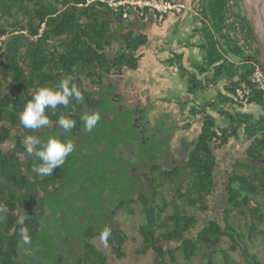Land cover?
Instances as JSON below:
<instances>
[{"label": "trees", "instance_id": "16d2710c", "mask_svg": "<svg viewBox=\"0 0 264 264\" xmlns=\"http://www.w3.org/2000/svg\"><path fill=\"white\" fill-rule=\"evenodd\" d=\"M227 1L208 0L200 9L206 31V43L202 44L205 61L196 66L199 75L212 72L211 77H206L209 83L226 80V94L219 92L213 101L198 105L199 112L204 114L202 130L183 170L164 171V182H150L149 195L135 191L124 198L115 192L114 205L107 211L110 220L104 227L112 229L108 246L116 258L125 255L123 247L128 236L114 219L120 210L133 215L134 206L138 205L142 223L136 229L141 245L135 252L144 254L152 250L153 264H182L191 262L198 254L200 262L195 264H238L233 257L236 250L247 264H264L259 252L251 250L254 240H264V113L251 122V115H232L222 106L234 103L235 88L247 82L251 70L258 65V55L256 50L238 45L225 34ZM85 3L86 0H0V264H19L23 253L32 255V251L23 249L44 247L40 234L48 212V195L54 194L50 188L64 179L63 166L51 176L34 171L41 160L27 157L23 146L25 137L34 132L19 120L25 103L38 88H55L65 76H71L84 101H73L67 108L58 106L55 115L46 109L45 114L52 124L63 114L75 120V128L78 127L79 118L74 110L88 100L84 82L98 83L102 74L109 71V62L116 71L122 66L134 68L139 58L136 51L146 41L145 35L136 34L135 25L122 23L126 19L121 13L99 1ZM147 10L142 16L130 10V18L143 20L151 16ZM115 31L121 40L119 49L111 48ZM214 32L221 38L216 39ZM222 39L224 45L220 43ZM227 54L239 63L227 58ZM187 76L188 92L204 88L197 76ZM244 102L258 104L264 111L261 92L253 91ZM209 107L224 116L228 124H217L206 111ZM241 126L245 131L240 133L248 143L241 159L231 164L220 216L198 225L197 213H209L213 195L214 149L238 136ZM22 216L25 218L20 224ZM235 217L242 223L235 222ZM22 227L29 230V244L22 242ZM102 230L98 225L84 228L80 247L74 246L66 260L63 255L47 257L54 259V264H108L106 253L91 242L100 237Z\"/></svg>", "mask_w": 264, "mask_h": 264}, {"label": "flooded vegetation", "instance_id": "af4514ba", "mask_svg": "<svg viewBox=\"0 0 264 264\" xmlns=\"http://www.w3.org/2000/svg\"><path fill=\"white\" fill-rule=\"evenodd\" d=\"M172 1L184 3L183 1L189 0ZM190 2H193V0H190ZM194 2L199 6H203L207 5L208 0H194ZM235 9H237L239 14L238 18H240V46L248 48V45L253 50H256L255 42H252L249 36L250 34L248 33L246 23L248 20L241 0L227 1L225 22L227 26L225 34L230 36L236 32L233 27H231V24H229ZM186 10L187 8H185L183 12ZM198 16L200 19V13ZM163 20L157 21L153 18L146 26L136 27V29H134L136 34H143L146 37L145 43L139 45L136 51L139 58L134 68L122 66L119 71H116V69L112 68V63L109 62V71L102 74V78L98 83L92 82L91 80L88 81V83L84 82L85 90L88 92V100L81 108H75L74 114L78 116L79 123L78 127L74 128L69 133L71 135L69 140H72L77 146L79 143L78 138L84 130L81 117L85 112H98L101 116L100 121L93 131L101 132L107 128L106 125H108V130L111 128V126H109L111 121V117H108L109 110L104 111L102 109L103 111H100L98 107V105H102L100 94L104 91L107 101L111 100L112 103L117 104L116 106L119 107L120 110L125 111L129 120H125L124 123L131 125V129L138 132L136 138L132 140L135 149H130L131 151L128 149L124 150V155L126 157L128 154L129 160H133L135 157H140L138 154L139 151L145 154L141 156L137 166L132 165L131 170L132 173H134L135 190L144 192L146 195L150 194V182H153L154 179L158 182H164V171L173 170V168L184 169V165H186L189 158V153L194 144L198 141L204 116L203 113L199 112L198 104L193 103V99L196 100L195 93L188 92V87H184L181 83L179 84L181 80L172 75L171 71L173 70V66H171V62L174 61L173 52L180 50L178 42L181 39L180 37L183 36V33L176 28L169 26L165 27L163 25ZM200 22L202 24L201 19ZM200 22L198 21L200 26H197L199 30L195 29L192 32L193 35H195V41L198 42L193 46L196 52V57L193 61H195L198 66L202 65L205 61L202 44L206 43V31L203 29ZM206 25H209V23H206ZM214 37L216 39L221 38V36L215 32ZM220 43L224 45L223 39L220 40ZM119 48H121L120 45L116 46L114 49ZM162 51L164 54H162ZM167 56L169 60V73L163 71L162 66H160L161 64L159 65L160 59ZM174 63H177L176 65L178 68L183 66L181 58H178ZM165 64L167 63L165 62ZM148 71H150V74ZM173 88L179 91L178 95L175 97L170 94V89L172 90ZM206 111L209 113L208 111L213 110L209 107L206 108ZM219 125L223 126V124ZM33 131V136L40 139L44 138L46 141V134H48L49 137L50 135L55 137L54 133H60V137H62V130L52 126V123L47 127H41ZM42 132L43 135L41 136L40 133ZM239 138L240 131L238 132V136L228 138L220 147L214 149V187L219 179L223 183L226 182L230 166L235 161L234 158H231L227 154V149L237 144L236 142ZM62 140L66 139L62 137ZM120 149L121 148H119V150ZM118 151L116 154H119ZM231 159L234 161L232 162ZM217 169L223 171V177H219V179L217 178ZM61 187V182H59L55 187L50 188V191L54 193H64L62 189L59 191ZM214 187L212 190L213 192ZM134 207H138L140 210L138 205Z\"/></svg>", "mask_w": 264, "mask_h": 264}, {"label": "rangeland", "instance_id": "374dc122", "mask_svg": "<svg viewBox=\"0 0 264 264\" xmlns=\"http://www.w3.org/2000/svg\"><path fill=\"white\" fill-rule=\"evenodd\" d=\"M197 25H199L198 21ZM148 72L150 74V71ZM104 93L103 91L100 94L102 105H98V107L100 111L109 110L108 117H111L109 126L114 129L109 128L108 130V125H106L107 128L101 132L88 133L83 130L78 138L79 143L63 165L64 179L61 181L62 187L59 188V191L62 189L64 193L48 195V212L42 222L43 232L40 234V238L45 242L44 247L23 249L26 252L32 251V255L23 253L24 255L19 258V264H54V259L47 256L54 257L55 254L63 255L66 260L74 246L80 247L81 231L84 228L88 225H98V229L102 230L110 220V217H107V211L114 205L115 192L128 198L136 191L134 173L131 168L132 165L137 166L141 156L145 154L139 151L140 157L129 160L128 154L125 157L124 150L135 149L132 140L136 138L138 132L131 129V125L124 123L128 119L125 111L120 110L116 106L117 104L112 103L111 100L107 101ZM178 93L176 88L170 89V94L173 97ZM54 135L66 140H69L71 136L69 133L61 135L62 137H60V133H54ZM50 137L53 136L50 135ZM48 138L49 135L46 134V139L48 140ZM236 143L227 149V154L235 160L241 159L242 151L248 143L243 133H240V138ZM119 148L121 149L119 150ZM117 151L119 154H116ZM217 171V178L223 177V171L221 169H217ZM69 180L71 181L66 182ZM223 184L220 179L217 180L210 199L209 213H197L198 225L208 218L220 216L221 208L226 200ZM141 218L142 215L138 207H134L133 215H128L125 211L120 210L115 217L116 225L128 236L123 247L125 255L121 258H116L111 253L110 247H105L99 237L91 239L97 249L106 253L108 264H153L154 253L152 250H147L144 254L135 252L141 245V236L136 229L142 223ZM233 220L242 223L238 217ZM254 241L256 243L252 245L251 250L258 251L261 260L264 261V240ZM233 257L238 261V264H247L239 250L233 253ZM180 261L182 262L181 259ZM195 261L200 262L199 254L191 262H182V264H195Z\"/></svg>", "mask_w": 264, "mask_h": 264}, {"label": "clouds", "instance_id": "9594fccd", "mask_svg": "<svg viewBox=\"0 0 264 264\" xmlns=\"http://www.w3.org/2000/svg\"><path fill=\"white\" fill-rule=\"evenodd\" d=\"M71 76H65L57 87L43 86L38 88L32 98L28 100L23 110L19 113L21 124L27 129H39L47 127L52 122L45 114L46 109H51L52 114H56L58 106L67 108L73 101L82 103L84 95L75 83H72ZM84 130L91 133L100 121L101 116L98 112L86 113L81 117ZM55 127L62 130V135L68 134L76 126V121L61 114L55 122ZM23 146L27 157L36 156L41 163L34 169L42 176H51L56 168L64 165L66 158L75 150L76 145L72 140H62L57 137H49L46 142L40 138L29 135L23 141ZM26 216V215H25ZM24 216L18 223L23 224ZM112 229L104 227L100 232V240L105 247L111 236ZM20 237L24 244L31 243L29 230L27 227L20 229Z\"/></svg>", "mask_w": 264, "mask_h": 264}, {"label": "crops", "instance_id": "0c3cea01", "mask_svg": "<svg viewBox=\"0 0 264 264\" xmlns=\"http://www.w3.org/2000/svg\"><path fill=\"white\" fill-rule=\"evenodd\" d=\"M202 6H199L196 2H191V8L187 9L186 11L180 13V14H174V13H170L168 14L164 20H163V25L165 27L169 26L172 28H176L178 30H180V32L183 33V36L180 37V41L178 42V44L180 45L179 48L180 50L178 51H174L173 55H174V61L171 62L173 66V70L172 75L175 78H179L181 81L179 82V84L181 83V85H183L184 87H188V82H187V75H194L197 76L196 78L203 84L202 87H204L203 89L199 90L198 93H195L196 97L193 101L194 103L200 105L202 103L205 102H209V101H213L216 97V95L219 92L225 93L224 91V86L225 83L227 84L226 80L221 79L220 81H218L216 84L213 83H209L206 80V77H211L212 76V72L209 71L207 74H201L199 75L196 69V66H198L194 60V58L196 57V52L194 51L193 46H195L198 42L195 41V35H193V31L195 29L199 30L197 26V21L200 22L199 19V13H200V9ZM238 11L237 9L234 10V14L232 16V19H230V23L231 27H233V29L236 31L235 34H231L229 37L233 40L236 41V43L239 45L240 44V18H238ZM153 17L148 16L145 19L141 20L138 19V17H132L130 19H126L125 21H123L124 23H126L127 25H135V29L136 27H144L146 26L150 20H152ZM199 19V20H197ZM204 21L206 23H208V19H204ZM201 24V22H200ZM202 26V24H201ZM118 32L115 31L114 34V38H113V44L111 46L112 47H116L119 46L121 44V40L118 37ZM183 40V41H181ZM200 52V51H199ZM167 53V52H166ZM162 54H164V52L162 51ZM227 58L231 59L234 62H238L237 58H234L233 56L227 54L226 56ZM165 58V59H164ZM160 59L159 65L161 64V60L164 59V61H162L164 64L165 62L167 63V65H169V60L167 59V57H164ZM178 58H181V63H183L182 67H177V63H174L177 61ZM170 59V58H169ZM162 66V64L160 65ZM163 68V66H162ZM170 71V69H169ZM207 84V85H206ZM178 85V84H177ZM231 96V95H230ZM237 103H240L237 104ZM227 111H229V113H231L232 115H235V113L238 114H247V115H251V122H253L254 120L258 119V117L264 113L263 111V107L255 104V103H249L246 104L244 101H234V103H227L225 105H222ZM211 115H213V117L215 118L217 124H223V126H225L226 124H228V120L223 116L218 115L216 112V110L213 111H208ZM54 124H52L53 126ZM238 131H245L243 129V126L240 127V129ZM243 133V132H241ZM245 138V135H244ZM246 139V138H245ZM247 140V139H246Z\"/></svg>", "mask_w": 264, "mask_h": 264}, {"label": "built area", "instance_id": "2783aa9c", "mask_svg": "<svg viewBox=\"0 0 264 264\" xmlns=\"http://www.w3.org/2000/svg\"><path fill=\"white\" fill-rule=\"evenodd\" d=\"M92 1L104 3L111 10L121 13L123 19H130V10L142 16L143 11L148 9L149 15L157 21H162L168 14H180L186 8L184 3L172 0H86L85 4ZM253 91L264 94V69L259 64L253 67L247 82H241L235 88L234 98L236 101H245Z\"/></svg>", "mask_w": 264, "mask_h": 264}, {"label": "water", "instance_id": "95a60500", "mask_svg": "<svg viewBox=\"0 0 264 264\" xmlns=\"http://www.w3.org/2000/svg\"><path fill=\"white\" fill-rule=\"evenodd\" d=\"M183 2L187 9L191 8L190 0ZM241 2L255 42L258 64L264 69V0H241ZM164 59L161 60L163 71L169 73V66L162 62ZM6 147L8 145L2 148Z\"/></svg>", "mask_w": 264, "mask_h": 264}]
</instances>
